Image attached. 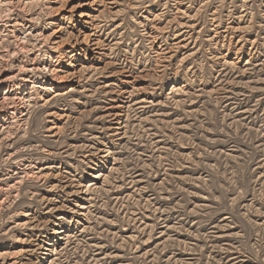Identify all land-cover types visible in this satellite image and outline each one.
I'll use <instances>...</instances> for the list:
<instances>
[{"label":"rangeland","instance_id":"obj_1","mask_svg":"<svg viewBox=\"0 0 264 264\" xmlns=\"http://www.w3.org/2000/svg\"><path fill=\"white\" fill-rule=\"evenodd\" d=\"M129 3L0 0V264H264V0Z\"/></svg>","mask_w":264,"mask_h":264},{"label":"clouds","instance_id":"obj_2","mask_svg":"<svg viewBox=\"0 0 264 264\" xmlns=\"http://www.w3.org/2000/svg\"><path fill=\"white\" fill-rule=\"evenodd\" d=\"M67 3H68V0H61V6L62 7H67ZM133 6H143V7H146L147 4L146 3H143V0H134V3H129L127 5L128 8H131ZM77 6H73L72 8H69L68 11L72 13V15L70 16H65L64 19L68 21L69 24L72 23L73 19H74V16H75V8ZM264 15V14H262ZM262 28H264V25L261 26ZM65 31H67V29H65ZM243 39V37L241 38ZM258 39H260L258 37Z\"/></svg>","mask_w":264,"mask_h":264},{"label":"bare ground","instance_id":"obj_3","mask_svg":"<svg viewBox=\"0 0 264 264\" xmlns=\"http://www.w3.org/2000/svg\"><path fill=\"white\" fill-rule=\"evenodd\" d=\"M97 44V43H96Z\"/></svg>","mask_w":264,"mask_h":264}]
</instances>
